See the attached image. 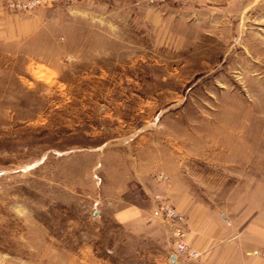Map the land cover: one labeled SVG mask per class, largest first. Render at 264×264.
Segmentation results:
<instances>
[{
	"label": "rangeland",
	"instance_id": "obj_1",
	"mask_svg": "<svg viewBox=\"0 0 264 264\" xmlns=\"http://www.w3.org/2000/svg\"><path fill=\"white\" fill-rule=\"evenodd\" d=\"M0 264H264V0H0Z\"/></svg>",
	"mask_w": 264,
	"mask_h": 264
},
{
	"label": "built area",
	"instance_id": "obj_2",
	"mask_svg": "<svg viewBox=\"0 0 264 264\" xmlns=\"http://www.w3.org/2000/svg\"><path fill=\"white\" fill-rule=\"evenodd\" d=\"M159 176L162 178L167 177V175H163L162 173H159ZM159 209L168 219L172 220L175 224L173 233L175 236L174 254H188L191 257H196L198 255V252L190 247V245L185 240L186 220L184 215L167 203L160 204Z\"/></svg>",
	"mask_w": 264,
	"mask_h": 264
},
{
	"label": "crops",
	"instance_id": "obj_3",
	"mask_svg": "<svg viewBox=\"0 0 264 264\" xmlns=\"http://www.w3.org/2000/svg\"><path fill=\"white\" fill-rule=\"evenodd\" d=\"M130 216L131 215H129L128 213H122V215H121V217H120V220L122 221V222H128V220H130L129 218H130ZM196 226V223H194V222H190L189 223V227H190V229L192 230V227H193V230H194V227ZM196 228H197V226H196ZM198 230V228L196 229V231ZM188 234V233H187ZM168 256H169V258H170V260L173 262V261H175L176 260V257H177V254H174V252H171V253H168Z\"/></svg>",
	"mask_w": 264,
	"mask_h": 264
}]
</instances>
